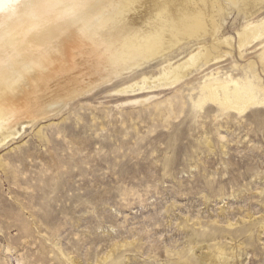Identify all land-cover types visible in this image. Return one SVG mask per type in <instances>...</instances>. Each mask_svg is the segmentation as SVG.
I'll list each match as a JSON object with an SVG mask.
<instances>
[{
  "label": "rangeland",
  "instance_id": "374dc122",
  "mask_svg": "<svg viewBox=\"0 0 264 264\" xmlns=\"http://www.w3.org/2000/svg\"><path fill=\"white\" fill-rule=\"evenodd\" d=\"M235 10L218 31L230 45L210 65L140 88L162 77V59L151 61L0 145V264H176V253L216 245L226 264H264V37L239 49L245 16ZM202 41L164 58L175 66ZM211 75L239 80L259 104L198 106ZM19 79L8 102L31 89Z\"/></svg>",
  "mask_w": 264,
  "mask_h": 264
},
{
  "label": "bare ground",
  "instance_id": "6f19581e",
  "mask_svg": "<svg viewBox=\"0 0 264 264\" xmlns=\"http://www.w3.org/2000/svg\"><path fill=\"white\" fill-rule=\"evenodd\" d=\"M16 2L22 7L10 21L0 17V145L18 134L22 125L44 119L66 101L129 76L151 61L162 59V77H155L153 82L143 77L140 88L179 80L199 62L210 65L230 45L226 38L219 37L218 31L232 9L245 16L237 32L239 49L264 37L257 30L258 23L264 30V20H253L264 8V0ZM203 38H209L210 45L205 41L198 43L200 49L190 52L175 66L164 58L179 44ZM262 44L259 57L264 64ZM213 53L217 56L213 57ZM20 76L31 89L18 98L12 95L8 102L7 91L17 89ZM137 84L119 92H128ZM241 90L239 80L211 75L200 87L198 106L212 103L224 112L244 113L259 104L252 92L243 97ZM44 96L48 98L43 100ZM210 250L201 252L197 247L194 258L176 253L177 257L182 256L176 264H219L220 260L226 264L228 258L222 246Z\"/></svg>",
  "mask_w": 264,
  "mask_h": 264
},
{
  "label": "clouds",
  "instance_id": "9594fccd",
  "mask_svg": "<svg viewBox=\"0 0 264 264\" xmlns=\"http://www.w3.org/2000/svg\"><path fill=\"white\" fill-rule=\"evenodd\" d=\"M20 7H22V5L18 4L16 0H3V2L0 3V17L10 21L14 17L15 11Z\"/></svg>",
  "mask_w": 264,
  "mask_h": 264
}]
</instances>
